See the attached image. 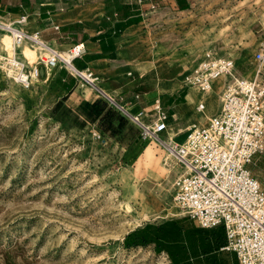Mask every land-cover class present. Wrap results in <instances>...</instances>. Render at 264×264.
Listing matches in <instances>:
<instances>
[{"label": "rangeland", "instance_id": "rangeland-1", "mask_svg": "<svg viewBox=\"0 0 264 264\" xmlns=\"http://www.w3.org/2000/svg\"><path fill=\"white\" fill-rule=\"evenodd\" d=\"M190 1L183 13L150 9L152 37H133L127 58L136 64L115 75L139 70L123 99L114 98L117 104L100 80L98 89L109 97L65 70L74 86L61 93L55 85L58 67L47 69L45 79L41 70V78L25 89L0 65V264H172L153 244L125 248L123 241L145 224L184 217L196 224L173 201L180 168L160 141L183 144L191 129L203 127L219 106V86L200 95L203 110L192 105L187 130L172 122L160 141H142L131 115L142 111L147 122L151 101L164 102L166 93L189 90L184 79L206 50L229 57L246 74L256 67L255 54L264 53V0ZM10 43L0 31V49ZM20 51L30 64L47 56L28 41ZM141 70L149 80L142 82ZM135 95L139 99L130 103ZM96 101L124 124L117 129L111 117L116 130L106 128L91 109ZM252 168L264 178V158ZM221 257L231 264L234 255Z\"/></svg>", "mask_w": 264, "mask_h": 264}, {"label": "built area", "instance_id": "built-area-1", "mask_svg": "<svg viewBox=\"0 0 264 264\" xmlns=\"http://www.w3.org/2000/svg\"><path fill=\"white\" fill-rule=\"evenodd\" d=\"M25 21L21 16L15 24ZM18 26L4 27L11 43L0 56V65L12 72L16 84L28 89L34 77L41 78V70L47 75L48 68L58 67L97 89L98 76L74 65L85 54L83 43L57 51L40 40L38 32L29 34ZM25 41L47 56L40 55L33 64L19 59L16 51ZM254 60L256 67L242 74L232 59L206 50L184 82L203 95L219 86L218 111L203 127L191 129L183 144L162 143L180 168L172 185L174 203L200 228L223 227L226 246L222 249L233 253L238 264H264V188L248 168L264 153V53L257 52ZM138 99L135 95L134 101ZM124 106L119 108L128 113ZM197 109L203 110L204 104ZM150 111L147 122L142 111L131 115L142 141L160 139L170 130L168 112L159 100L153 101Z\"/></svg>", "mask_w": 264, "mask_h": 264}, {"label": "crops", "instance_id": "crops-1", "mask_svg": "<svg viewBox=\"0 0 264 264\" xmlns=\"http://www.w3.org/2000/svg\"><path fill=\"white\" fill-rule=\"evenodd\" d=\"M152 5L183 13L189 10L191 1L0 0V31L6 33L4 27L11 23L18 26L15 24L17 19L25 16V23L18 27L29 34L38 32L40 40L54 50L66 51L74 45L83 43L85 54L76 59L74 65L80 69L93 70L100 80L101 87L110 91L111 98H117L129 90L130 85L136 80L135 75L139 74V70L134 69L124 73V76L115 77L119 69L136 64L134 60L127 58L132 49L133 37H152L150 32L152 28H149L148 23L149 15L152 13L150 11ZM33 52L36 50L33 49ZM3 53L4 50L0 49V56ZM16 53L19 59L24 60L20 48L17 49ZM240 66L237 64V69ZM57 69L54 75L58 77L61 69ZM242 74H246V72ZM46 77L47 75L43 71L42 79ZM59 79L63 84L60 86L55 82V85L61 93H66L64 88L71 85L72 79L66 73L65 76L60 75ZM181 92L183 91L179 90V94ZM190 92L192 94L191 105L186 99ZM196 93L193 92L192 88H189L183 95H179L175 91L164 95V102L161 103L168 112L169 128L170 124L175 122L177 129L187 130L189 122L192 123L190 117L194 116L191 115L190 110L192 105L193 108H196L202 102L200 95L203 94L197 91ZM149 94L145 96L147 101H151ZM177 98L183 99V102L177 104ZM120 99L123 98L120 97ZM134 102L136 101L133 99L130 103ZM152 103L153 101H151ZM218 108L219 106L210 117L217 113ZM138 110H140L139 106ZM263 158L264 153L257 155L254 163L248 166L257 179L264 178L261 172L254 170L252 166L257 164L259 166L263 163Z\"/></svg>", "mask_w": 264, "mask_h": 264}, {"label": "trees", "instance_id": "trees-1", "mask_svg": "<svg viewBox=\"0 0 264 264\" xmlns=\"http://www.w3.org/2000/svg\"><path fill=\"white\" fill-rule=\"evenodd\" d=\"M62 74L65 76V71L61 70L56 79L60 86L63 84L59 79ZM73 86L72 80L71 85L64 90L70 92ZM182 102L183 99L176 101L177 104ZM91 109L106 122V128L116 130L125 122L122 117L106 109V104L100 101L92 104ZM87 115L91 116L92 112ZM111 117H116L118 121L116 128L112 126ZM150 244H153L156 253H166L172 264H227L221 255L233 254L222 249L226 246L223 227L203 229L186 217L166 220L160 224H145L127 234L123 241L125 248ZM231 264H238L235 255Z\"/></svg>", "mask_w": 264, "mask_h": 264}, {"label": "bare ground", "instance_id": "bare-ground-1", "mask_svg": "<svg viewBox=\"0 0 264 264\" xmlns=\"http://www.w3.org/2000/svg\"><path fill=\"white\" fill-rule=\"evenodd\" d=\"M1 28V27H0ZM3 29V28H2ZM65 56V55H64ZM48 69H51V68H48ZM9 73V75L10 74H12V72L11 71H9L8 72ZM141 74H142V82H144V81H146V80H149V78H148V73L146 72V70H143L142 72H141ZM148 74V75H147ZM164 76H166L165 74H164ZM33 79H39V77H34ZM97 84V83H96ZM95 84V86L97 87V89H98V86ZM166 89V88H165ZM168 89H169V91H170V89H171V87H168ZM101 93H103L104 95H106V96H108V94H106L104 91H102L101 89H98ZM168 91V92H169ZM109 97V96H108ZM187 101H188V104L189 105H191L192 104V94H191V92L189 93V95L187 96ZM187 104V105H188ZM190 119L192 120V122H193V118H192V116L190 117ZM168 121H169V119H168ZM164 134V133H163ZM162 134V135H163ZM162 137L160 136V139H161ZM160 139H158L159 141H160ZM160 142H162L164 145H166V144H168V143H172V139L171 138H169V139H167L166 141H160ZM161 143V144H162ZM166 147V146H165ZM167 149V155H168V157H171V158H173L174 159V157H173V155L170 153V151L168 150V148H166ZM176 163V162H175ZM183 213L185 212V211H182Z\"/></svg>", "mask_w": 264, "mask_h": 264}]
</instances>
